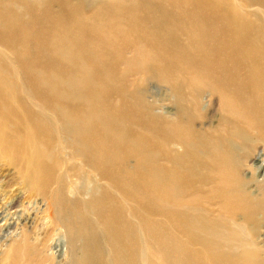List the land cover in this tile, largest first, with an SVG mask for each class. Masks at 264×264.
Segmentation results:
<instances>
[{
  "label": "bare ground",
  "instance_id": "bare-ground-1",
  "mask_svg": "<svg viewBox=\"0 0 264 264\" xmlns=\"http://www.w3.org/2000/svg\"><path fill=\"white\" fill-rule=\"evenodd\" d=\"M6 193L0 264H264V0H0Z\"/></svg>",
  "mask_w": 264,
  "mask_h": 264
},
{
  "label": "rangeland",
  "instance_id": "rangeland-1",
  "mask_svg": "<svg viewBox=\"0 0 264 264\" xmlns=\"http://www.w3.org/2000/svg\"><path fill=\"white\" fill-rule=\"evenodd\" d=\"M151 92H152V98L157 106L158 111L161 112H170L172 113L174 111L172 103L168 97L167 90L163 87L152 85L151 86ZM7 191V190H6ZM10 193H6L5 195L0 194L1 199V206H0V247L5 246V244L11 242L12 239L19 238L22 227L21 222L26 215H30L35 211L36 203L32 199H21L17 206L15 208H9L8 207V201L7 198ZM46 220H38L37 221V228L35 231L30 235V237L33 239L37 237L38 235H41V229L44 225V222ZM8 222H10L8 224ZM210 227V226H208ZM206 236H209V239L211 241L217 240L218 242L221 241V236L219 233H217L213 228L208 230L205 233ZM62 236V237H61ZM63 232L59 235L57 233H54L52 236V239L50 241L51 246H53L55 243L56 250L60 248V250L56 251V253H61L62 249L61 244V238L63 240ZM214 239V240H213ZM53 248V247H52ZM55 250V248L49 250V252Z\"/></svg>",
  "mask_w": 264,
  "mask_h": 264
}]
</instances>
